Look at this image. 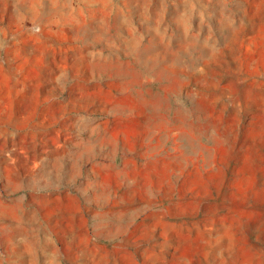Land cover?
Wrapping results in <instances>:
<instances>
[{
    "label": "rangeland",
    "instance_id": "374dc122",
    "mask_svg": "<svg viewBox=\"0 0 264 264\" xmlns=\"http://www.w3.org/2000/svg\"><path fill=\"white\" fill-rule=\"evenodd\" d=\"M0 264H264V0H0Z\"/></svg>",
    "mask_w": 264,
    "mask_h": 264
}]
</instances>
